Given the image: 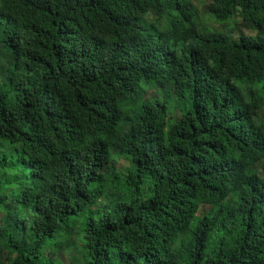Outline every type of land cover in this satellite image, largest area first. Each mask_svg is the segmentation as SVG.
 Returning <instances> with one entry per match:
<instances>
[{"label":"trees","instance_id":"obj_1","mask_svg":"<svg viewBox=\"0 0 264 264\" xmlns=\"http://www.w3.org/2000/svg\"><path fill=\"white\" fill-rule=\"evenodd\" d=\"M0 264H264V0H0Z\"/></svg>","mask_w":264,"mask_h":264}]
</instances>
